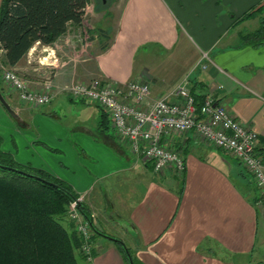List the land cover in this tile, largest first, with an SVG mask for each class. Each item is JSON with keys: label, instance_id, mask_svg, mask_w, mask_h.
Segmentation results:
<instances>
[{"label": "crops", "instance_id": "1", "mask_svg": "<svg viewBox=\"0 0 264 264\" xmlns=\"http://www.w3.org/2000/svg\"><path fill=\"white\" fill-rule=\"evenodd\" d=\"M263 4L124 0L107 44V29H98L95 36L90 30L93 47L84 60L91 62L75 65L73 72L58 71L46 84L58 91L76 76L87 83L141 80L151 85V103L188 79L195 94H212L254 129L258 152L264 154V46L241 39L261 20L242 21L243 16ZM77 29L71 25L68 32ZM205 53L212 61L204 59ZM87 73L98 77L85 79ZM36 80L28 81L33 86L42 82ZM56 96H66L71 105L77 102L73 119H62L64 108L55 107L54 99L50 105L27 107L15 95L5 96L19 122H27L25 128L30 127L29 116L37 123L38 136L33 135L34 141L18 136L0 109L1 147L18 162L74 188L98 231L90 264H126L118 243L109 237L122 240L144 264H264V197L236 158L192 131L175 138L176 146L185 144L184 175H159L116 134L109 116L108 127L102 126L104 110L68 91Z\"/></svg>", "mask_w": 264, "mask_h": 264}, {"label": "trees", "instance_id": "2", "mask_svg": "<svg viewBox=\"0 0 264 264\" xmlns=\"http://www.w3.org/2000/svg\"><path fill=\"white\" fill-rule=\"evenodd\" d=\"M92 0H3L0 8V50L3 62L15 67L36 43L54 44L71 25L81 26ZM260 16L258 28L241 37L253 46L264 44V4L242 20ZM103 31V30H101ZM199 116L205 95L191 90ZM108 127V114L101 113ZM0 136V264H82L89 262L82 251L83 238L70 217L77 202L89 217L80 196L66 181L32 164L18 162L2 150ZM67 223V224H66ZM95 233L98 231L94 228ZM126 264H144L120 242ZM95 256V250H92Z\"/></svg>", "mask_w": 264, "mask_h": 264}, {"label": "built area", "instance_id": "3", "mask_svg": "<svg viewBox=\"0 0 264 264\" xmlns=\"http://www.w3.org/2000/svg\"><path fill=\"white\" fill-rule=\"evenodd\" d=\"M204 59L211 60L207 53ZM0 75L7 87L17 92L23 105L50 104L57 93L50 84L41 89L33 87L14 70L3 68ZM58 91H68L76 99L104 110L116 134L135 154L151 162L155 173L184 175L185 144L176 146L175 138L194 131L205 143L236 158L264 197V154L258 152L259 134L236 119L225 103L215 102L212 94L205 95L200 117L188 79L151 103L148 101L151 85L141 80L122 83L97 79L90 83L75 81ZM69 213L83 238L82 251L92 260V217H85L77 202L71 203Z\"/></svg>", "mask_w": 264, "mask_h": 264}, {"label": "rangeland", "instance_id": "4", "mask_svg": "<svg viewBox=\"0 0 264 264\" xmlns=\"http://www.w3.org/2000/svg\"><path fill=\"white\" fill-rule=\"evenodd\" d=\"M123 1L124 0H104V1L103 0H92V4H90L86 9V14L84 17L83 24L79 26L75 32H72V31L67 32L52 45H44L42 43H36L32 47V49L29 51L28 55L23 59L22 63L16 66L15 68L9 65H6L3 62V55L1 54L3 52L0 51V73H1V69L4 68L6 70L16 71L22 78L26 80L40 79L42 80V82L38 81L37 82L38 84L36 86H33V85L32 86L35 88L41 89V88H44L47 81L55 77L58 71L69 69V70H72L73 72L75 65L79 66V64L86 65L90 63L91 61H88L85 63V60H84L86 57L90 56L89 51L93 47L92 46L93 45L92 44V41H93L92 32L90 30L95 31L94 33V36H95L97 32L99 31L98 29H101V28L107 29L109 36L107 37V39L104 40L105 41L104 44H107L110 38L112 37L114 31L117 28L119 16L121 14V10L123 7ZM95 43H98V42H95ZM262 46H264V44ZM89 68L92 69L90 70V72L92 73L93 66L90 65ZM72 72L70 73L71 76H72ZM71 76H69V78ZM86 76L87 77L85 79H88V78L90 79L91 77H98V75L94 76V75H89L88 73L86 74ZM75 81L85 82L84 79L82 78L79 79L77 76L75 77ZM0 88L4 96L12 97L15 95L22 106H27V107L29 106V105H23L21 103L17 92L12 91L11 89L7 87V85L1 80V75H0ZM51 89L55 90L53 86H51ZM55 91L57 92L56 94H58V92L60 94V91H57V90ZM61 93H64V92H61ZM61 98H63L64 100H60ZM53 99L56 100L54 102L55 107L61 106L64 108L60 111V114L62 115V119L68 120V121L69 119H73L72 115H74V113L72 114V112L76 108L77 102H73V104L71 105L69 99L66 96L58 97L55 95ZM47 107H50V106H47ZM0 109H3V115L14 123L15 127L14 126L13 127H14V130H16V132L19 133L18 136L20 134H25L27 137L31 138L32 141H34L33 135L38 136L37 123H35V121H33L32 118H30V116L28 120L30 127L29 129H27L25 128L28 126L26 125L27 122L20 123L18 120L17 114L16 116L11 115L1 103H0ZM31 113L34 114L35 110H31ZM0 120H1V116H0ZM1 124L2 123L0 122V125ZM260 225L264 229L263 219L260 220ZM109 231L111 230L109 229ZM93 233L95 234V230ZM96 238L98 239L99 235H97ZM82 262H83L82 264H90L87 261L86 262L82 261Z\"/></svg>", "mask_w": 264, "mask_h": 264}, {"label": "water", "instance_id": "5", "mask_svg": "<svg viewBox=\"0 0 264 264\" xmlns=\"http://www.w3.org/2000/svg\"><path fill=\"white\" fill-rule=\"evenodd\" d=\"M0 103L4 106V108L13 116H16V111L14 110V108L10 105V103L8 102V100L6 99V97L3 95L1 89H0ZM92 225H93V221H91ZM111 238L113 241H116V242H120L124 245L125 249H127V246L126 244L120 240V239H117V238H113V237H109ZM129 259H130V264H133V260H132V257L130 256L129 254Z\"/></svg>", "mask_w": 264, "mask_h": 264}]
</instances>
